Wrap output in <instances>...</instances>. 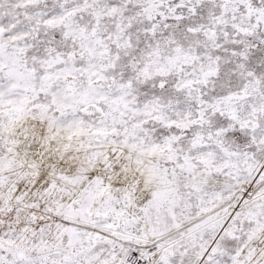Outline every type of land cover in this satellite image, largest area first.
Instances as JSON below:
<instances>
[{
  "label": "snow or ice",
  "instance_id": "6c2138e0",
  "mask_svg": "<svg viewBox=\"0 0 264 264\" xmlns=\"http://www.w3.org/2000/svg\"><path fill=\"white\" fill-rule=\"evenodd\" d=\"M0 264H264V0H0Z\"/></svg>",
  "mask_w": 264,
  "mask_h": 264
}]
</instances>
